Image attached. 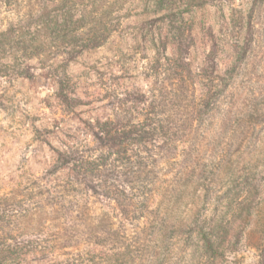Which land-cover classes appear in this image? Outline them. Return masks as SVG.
<instances>
[{
    "label": "rangeland",
    "instance_id": "1",
    "mask_svg": "<svg viewBox=\"0 0 264 264\" xmlns=\"http://www.w3.org/2000/svg\"><path fill=\"white\" fill-rule=\"evenodd\" d=\"M140 93L179 135L135 204L86 203L59 153ZM80 261L264 264V0H0V264Z\"/></svg>",
    "mask_w": 264,
    "mask_h": 264
},
{
    "label": "trees",
    "instance_id": "2",
    "mask_svg": "<svg viewBox=\"0 0 264 264\" xmlns=\"http://www.w3.org/2000/svg\"><path fill=\"white\" fill-rule=\"evenodd\" d=\"M76 13L77 11L73 10L65 14V16L69 15L71 20L66 18L65 23H57L56 27L60 28V35L64 39L72 35L84 37L83 32L80 34L84 26L76 20ZM59 19L60 17H58V22ZM88 41V44L92 43L91 40ZM87 45L75 49L62 46L59 51L68 61H71L81 54ZM151 96L157 99L154 94ZM151 96L139 94L136 103L138 107L143 106V108H138L134 122L114 120L94 126L92 130L96 144L90 154L84 155L82 154L84 152L78 151L72 155L59 153L56 167L62 172L70 171L74 174L70 182L79 193L85 192L86 203L93 204L97 200H109L117 208L129 198L130 202L135 204L137 195L128 196L126 190H122L120 184L118 185L117 182L120 181L125 184L129 183L130 186L143 182L142 185L145 186L141 185L142 188L149 189L146 183V177L150 174L148 160L155 156L163 157V154H168L170 139L177 137L180 131L178 127L174 130L169 129L168 124L160 119V115L164 113L159 114L153 109V103L148 101ZM125 117L127 118L128 115ZM141 192L144 195V191ZM78 200L80 202L79 196ZM92 218H95L93 220L101 219L95 216ZM99 230L101 228L97 226L95 232ZM207 245L211 246L210 240H207ZM80 263L85 264V261H80Z\"/></svg>",
    "mask_w": 264,
    "mask_h": 264
}]
</instances>
